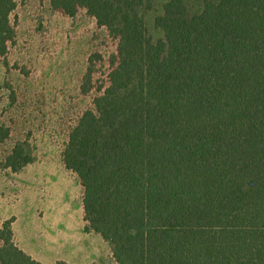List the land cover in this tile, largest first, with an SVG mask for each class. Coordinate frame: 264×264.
Here are the masks:
<instances>
[{
    "label": "trees",
    "instance_id": "obj_1",
    "mask_svg": "<svg viewBox=\"0 0 264 264\" xmlns=\"http://www.w3.org/2000/svg\"><path fill=\"white\" fill-rule=\"evenodd\" d=\"M189 1L165 3L153 42L151 0H50L71 18L84 9L118 41L63 165L83 188L84 232L116 264H264V0ZM15 7L0 0V60ZM31 162L17 145L4 166ZM11 225H0V264H39Z\"/></svg>",
    "mask_w": 264,
    "mask_h": 264
},
{
    "label": "rangeland",
    "instance_id": "obj_2",
    "mask_svg": "<svg viewBox=\"0 0 264 264\" xmlns=\"http://www.w3.org/2000/svg\"><path fill=\"white\" fill-rule=\"evenodd\" d=\"M14 1L15 36L0 60V223L11 220L18 246L43 262L116 264L107 242L84 234L83 188L62 154L108 87L118 41L84 9L71 18L50 0ZM167 1L142 12L153 42L162 39L155 19ZM17 145L32 162L14 172L4 163Z\"/></svg>",
    "mask_w": 264,
    "mask_h": 264
},
{
    "label": "crops",
    "instance_id": "obj_3",
    "mask_svg": "<svg viewBox=\"0 0 264 264\" xmlns=\"http://www.w3.org/2000/svg\"><path fill=\"white\" fill-rule=\"evenodd\" d=\"M1 224H2V223H0V225H1ZM84 228H85V227H84ZM84 234H85V232H84ZM86 235L89 236V234H87V233H86ZM13 237H14V235H13ZM102 240H103V239H102ZM103 241H104V240H103ZM14 242H15L16 246H17L22 252H24L26 255L30 256L33 260H35V261L38 262L39 264H53V263H55V262H57V261H63V260H61L60 258H57V259H55V261L52 262V263L43 262V261L40 260L39 258H36V256H34L33 254H31V253H29V252L23 250L22 248H20V247L18 246V244L16 243V240H15V239H14ZM104 242H105V241H104ZM63 262H65V261H63Z\"/></svg>",
    "mask_w": 264,
    "mask_h": 264
}]
</instances>
